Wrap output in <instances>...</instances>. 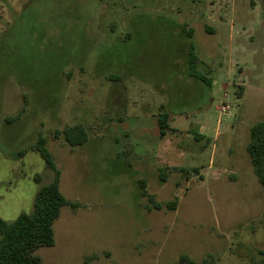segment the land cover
<instances>
[{
  "label": "rangeland",
  "instance_id": "374dc122",
  "mask_svg": "<svg viewBox=\"0 0 264 264\" xmlns=\"http://www.w3.org/2000/svg\"><path fill=\"white\" fill-rule=\"evenodd\" d=\"M191 41L211 84L188 73ZM260 120L264 0H0V218L32 212L54 178L40 133L71 203L40 264H264L246 149ZM76 123L88 140L71 147Z\"/></svg>",
  "mask_w": 264,
  "mask_h": 264
},
{
  "label": "trees",
  "instance_id": "16d2710c",
  "mask_svg": "<svg viewBox=\"0 0 264 264\" xmlns=\"http://www.w3.org/2000/svg\"><path fill=\"white\" fill-rule=\"evenodd\" d=\"M182 30L186 32L189 38L193 39V29L187 30L185 25H183ZM197 59L196 44L191 41L188 56V73L197 80L211 84L209 78L197 71ZM110 78L117 79L118 77L113 75ZM18 118L19 115L9 116L7 120L11 122ZM171 118L172 114L168 111L157 115L156 124L159 128L160 137L163 138L168 134L169 130H174L170 125ZM62 135L71 147L83 145L88 140V130L83 123L65 127ZM33 149L44 159L46 166L54 171V178L50 183L41 185L38 189L32 212H22L12 221L0 218V264H40L41 257L35 254V251L39 247L53 246L55 244L54 224L60 216L62 208L71 205L60 188L61 171L57 168L54 156L47 146V139L41 133ZM246 149L258 181L264 186V121H257L250 127V136ZM161 176L162 180H165L164 172ZM35 179L38 182L40 181L38 176ZM145 184V179H140L139 185L142 188V194L148 195L150 200H152L153 197L148 194ZM155 205L157 208H161L160 203ZM167 205L169 209H175L177 202L171 201ZM85 264H93L91 258L86 259ZM171 264L199 263L189 254L182 253L178 260Z\"/></svg>",
  "mask_w": 264,
  "mask_h": 264
}]
</instances>
